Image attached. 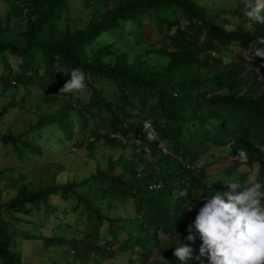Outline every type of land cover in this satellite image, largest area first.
<instances>
[{"label": "trees", "instance_id": "trees-1", "mask_svg": "<svg viewBox=\"0 0 264 264\" xmlns=\"http://www.w3.org/2000/svg\"><path fill=\"white\" fill-rule=\"evenodd\" d=\"M82 1L81 12L89 13V21L73 28L69 0H10L6 23L0 19V95L30 87L40 114L27 131L0 135V144L10 145L20 157L25 152L41 155V148L27 139L30 133L43 137L42 130L56 125L64 137L77 141L79 133L72 129L77 123L85 140L94 136L124 149L131 145L134 153L130 159L110 156L105 169L99 167L82 183L32 191L24 177L11 180L16 195L6 203L0 200V264H29L18 238L42 239L47 248L68 245L70 264H96L119 253L136 255L132 264H181L173 255L181 243L193 249L188 264H210L200 255L202 239L194 222L202 198L228 191V179L210 181L209 165L198 162L215 149H226L224 174L248 185L258 183L264 191V58L231 59L226 54L264 38V24L223 31L221 25L231 23L247 0H235L234 6L225 0ZM12 20L25 23L16 41L7 39ZM130 23L136 26L128 32L137 49L98 41L104 34L120 38ZM201 34L207 39L201 41ZM74 68L86 74V100L60 91ZM98 81L108 82L110 92ZM28 103L27 96L20 101L14 97L0 111V122L17 108L31 110ZM145 120L157 128V140L146 139ZM242 150L248 155L243 164L236 158ZM255 165L251 182L239 169ZM55 196L77 199L75 208L87 225L82 238L36 236L19 229L22 217L43 208L53 211ZM191 204L195 207L187 211ZM190 227L194 241L186 239Z\"/></svg>", "mask_w": 264, "mask_h": 264}, {"label": "rangeland", "instance_id": "rangeland-1", "mask_svg": "<svg viewBox=\"0 0 264 264\" xmlns=\"http://www.w3.org/2000/svg\"><path fill=\"white\" fill-rule=\"evenodd\" d=\"M203 2L215 0H202ZM228 1L230 6H234L235 0ZM243 2L245 0H238ZM71 5V25L73 28L84 27L89 21V13L87 15L82 14L83 1L82 0H69ZM10 0H0V19L3 24L6 23V14L9 10ZM240 13L230 18L232 24L236 26H243L249 28L254 24H246L239 17ZM64 23V20L61 21ZM135 25L130 23L124 26L123 35L120 38H113L109 34L102 35L98 41L101 42H115L118 47L125 49L127 46L130 48L135 47V40L128 30L135 29ZM25 28V23L18 22V20L11 21V32L8 34V40L16 41V35ZM123 46V47H122ZM135 49H137L135 47ZM244 51L232 47V50L227 54L231 59L242 57ZM0 55V75L3 72L4 64ZM7 57L16 64L17 61H13L14 58L8 54ZM163 63L165 59L161 58ZM17 70V69H16ZM100 87L107 89L110 92L108 82L98 81ZM30 87L19 86L18 88H11L5 94L0 95V111L5 107L14 97L20 101L22 97L27 96L28 108L31 110H24L17 108L12 110L2 122H0V135L3 134H19L27 131L31 125H34L39 117V112L36 109V94ZM87 87L83 90L72 92L69 94L74 95V98H82L86 100L89 98L87 94ZM64 103V102H63ZM59 106L61 104L59 103ZM49 112H54L49 110ZM95 126L92 122L88 131ZM74 132L79 133V140L74 138L64 137L63 130L56 125L46 127L42 130L43 137L39 134L30 133L27 137L29 142L37 145L41 148L42 154L36 155L31 152H25L23 157L18 156L10 145L0 144V172L5 171L0 178V200L3 203L10 201L17 193L15 186L10 187L11 180L20 181L21 177H24V182L30 184L32 191H37L42 187L52 185H66L68 183H82L94 174L97 169L106 168L110 156L114 159H118L122 154H126L130 159L134 153L131 145H128L126 149L122 148L118 142L107 143L104 140L96 141L94 136H90V139L85 140L82 137L79 124L74 123L72 125ZM104 130V127L101 128ZM94 140V141H93ZM81 141V142H80ZM81 143V144H80ZM126 143V142H124ZM94 145V146H93ZM165 152H169L170 148L165 146ZM212 155L219 157V159L211 158ZM209 165V173L212 174L210 181H216L218 179H235V177H227L222 171L228 164L229 158L226 156V149H215L208 155V157L198 162L197 165ZM258 165H255L253 169L243 166L239 169V172L248 173L249 180L255 182L256 172ZM23 181V180H21ZM77 199L70 197L68 201L63 200L59 196L52 197L51 205L55 208L53 211L42 209L36 211L33 216L22 217L17 225L20 230H27L31 234L47 237H56L71 239L74 236L82 238L84 236L83 230L86 228V221L84 215L81 214V209L76 210L75 205ZM17 241L21 243L19 250L21 251L24 260L29 264H70L73 257L68 253V245L54 244L47 248L44 245L42 239L37 240H22L18 238ZM101 257V256H100ZM136 259V255L130 253H119L112 256H108V259L96 264H132L130 259ZM156 258V257H154ZM153 258V259H154ZM139 264V263H137Z\"/></svg>", "mask_w": 264, "mask_h": 264}, {"label": "clouds", "instance_id": "clouds-1", "mask_svg": "<svg viewBox=\"0 0 264 264\" xmlns=\"http://www.w3.org/2000/svg\"><path fill=\"white\" fill-rule=\"evenodd\" d=\"M239 17L246 24H264V0H247ZM221 27L226 33L237 30L232 23ZM199 39L206 40L207 35L201 34ZM242 57L245 60L264 58V38L249 43ZM69 77L61 92L72 93L85 88L86 74L80 68L72 69ZM165 123L164 120L160 121L161 125ZM143 131L148 141L158 139V130L151 120L143 122ZM236 158L240 163H245L247 152L240 151ZM224 184L228 191L202 198L205 203L194 222V228L202 239L200 255L207 256L210 264H264V191H261L258 183L248 185L247 182L228 179ZM193 207L195 205L191 204L186 210L192 211ZM191 232L192 227L186 237L188 241L195 240ZM173 255L181 264H188L193 249L181 243L175 247Z\"/></svg>", "mask_w": 264, "mask_h": 264}]
</instances>
